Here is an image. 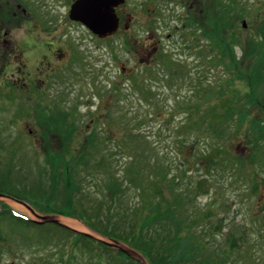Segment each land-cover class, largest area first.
<instances>
[{
    "label": "rangeland",
    "instance_id": "rangeland-1",
    "mask_svg": "<svg viewBox=\"0 0 264 264\" xmlns=\"http://www.w3.org/2000/svg\"><path fill=\"white\" fill-rule=\"evenodd\" d=\"M67 1L29 0L25 6L45 25L69 14L73 0ZM126 2V11L136 17L133 35L144 36L145 24L164 26L159 54L147 67L128 37L101 41L86 28L66 26L73 60L68 63L72 75L65 122L74 125L73 141L79 142L66 147L60 140L63 132H57L67 129L61 123L65 117H55L61 125L40 111L39 118H34L32 102L24 96L23 104L16 103L13 90L8 100L0 102V188H4L0 194L20 201L3 197L1 203L7 210L39 220L35 214H50L46 212L48 200L52 208H61L71 199L68 192L79 187L71 194L74 201L110 217L118 207L114 204L112 212L110 200L119 192L111 194L108 188L116 179L125 181L131 167L145 196L159 187L164 198L176 205L179 216H190L189 226L184 227L204 245L205 254L222 246L223 258L231 264H264V135L254 143L264 128V34L259 32L264 24V0H213V27L214 21L238 23L234 38H227L234 42L230 49L219 41L206 40L200 25L188 33L174 34L182 13L174 3ZM227 8L230 19H221ZM218 32L213 29V34ZM220 32L222 37L231 36ZM249 48L261 54L250 51L254 55H247ZM230 51L236 57V68L231 65ZM254 94L258 101L252 104ZM229 109L234 110V119L229 122L228 117L226 122ZM217 112L224 115V121L217 118ZM91 134L98 145L87 141ZM52 144L58 146L53 153H64L67 159L70 153L78 159L85 155L83 164L74 157L72 188L65 187L64 167L59 168L58 179L49 176L52 167L47 157ZM171 180L176 181L175 187ZM173 192L183 193L185 201L173 197ZM122 198L125 209L133 207V192ZM58 218L62 222L69 219ZM233 232L239 237L238 247L229 248ZM71 239L75 240L50 225L28 227L5 213L0 216L1 263L126 264L117 261L116 252L97 251L92 241L94 250L84 243L70 247ZM118 246L131 253L130 264H151L130 245ZM207 256L208 264H214L216 256Z\"/></svg>",
    "mask_w": 264,
    "mask_h": 264
},
{
    "label": "flooded vegetation",
    "instance_id": "flooded-vegetation-1",
    "mask_svg": "<svg viewBox=\"0 0 264 264\" xmlns=\"http://www.w3.org/2000/svg\"><path fill=\"white\" fill-rule=\"evenodd\" d=\"M26 1L29 0H0V102L8 100V95L14 90L16 103L23 104L20 101L24 96L32 102L34 118L40 110L42 114L65 117L72 75L68 63L73 60L66 26H84L72 21L68 13L66 17L53 18L44 25L35 12L34 16L29 12ZM162 1L174 3L176 9H181L182 13L177 17L180 18V25L177 22L174 26V34L188 33L200 25L199 30L205 34L206 40L212 39L213 0ZM126 3L116 8L119 28L115 35L103 40L96 38L109 41L117 36L128 37L135 54L141 56L143 65L150 67L151 60L159 54L162 39L159 35H163L160 29L164 26L159 29L151 23L145 24L144 36L133 35L136 17L126 11ZM171 37L169 33L168 39ZM207 53H211L210 49Z\"/></svg>",
    "mask_w": 264,
    "mask_h": 264
},
{
    "label": "trees",
    "instance_id": "trees-1",
    "mask_svg": "<svg viewBox=\"0 0 264 264\" xmlns=\"http://www.w3.org/2000/svg\"><path fill=\"white\" fill-rule=\"evenodd\" d=\"M227 12L222 14L221 19H230V14L228 8L226 9ZM241 17H237V20H240ZM238 20V21H239ZM237 22V21H236ZM238 25V23H237ZM237 25H230L227 21H221V23L214 21L213 29L218 30L219 34H212L213 41H219L220 44H223L224 46H227L229 49L233 46V43L231 40H228L227 38H234L235 30L237 31L238 26ZM234 28H230V27ZM260 31L264 34V24L259 26ZM220 31H223L224 33H228L230 37L223 36V33ZM238 32V31H237ZM221 36V38L219 37ZM227 51V49H225ZM247 55H254L259 50H251V48L246 49ZM249 50V51H248ZM252 51V53H249ZM258 54H261L260 52ZM229 56L231 57V65L232 67L236 68L237 65L233 64L236 63V57L234 54L231 53ZM262 56V55H261ZM239 75V74H238ZM257 98L254 94V97L251 98V103L255 104L257 102ZM259 105V104H258ZM261 109V108H260ZM259 109V110H260ZM264 110V108H262ZM234 110L229 109L228 114H226V122L227 118L229 117V122H231L234 119ZM216 115L217 118H220V120L224 121L223 116L220 115L218 112ZM68 119V118H66ZM56 120L57 124L61 123L64 125L66 130H60L57 129V132H63V137H60V140L62 143H65L66 147H70L73 143L79 142V141H73L74 139V125L71 123L67 125V123L64 121L61 123L58 122V119H52ZM60 121V120H59ZM55 122V121H54ZM46 123V122H45ZM56 124V125H57ZM256 124L251 125L252 129L256 127ZM55 126V125H53ZM64 128V129H65ZM257 131V130H256ZM255 131V132H256ZM251 132V131H250ZM258 133V132H257ZM67 135V136H66ZM264 135V128L263 130L258 134L255 135L257 137L255 139V143ZM66 136V137H64ZM95 135H90L86 139L90 143V145H98L99 141H97ZM64 146V145H63ZM253 146H256V144H253ZM72 148V147H71ZM70 149V148H69ZM54 151H48V157L47 162L51 165V176L52 178L58 179L57 176H61V173L59 171L60 167H64V181H65V187L67 189L72 188L74 185V177L72 175L73 168L75 164H73L75 155L70 153L71 159H67V157L64 155V153H53ZM58 152V151H56ZM70 152V151H69ZM87 152L85 151L84 154ZM78 159L77 157H75ZM81 164H83L85 160V155L80 157L78 159ZM131 168V167H130ZM130 168L126 171L125 179L127 182L123 181L122 179H116V182L114 185L110 186L113 188H108V191H110L111 194H117L119 192V195L112 197L110 200L111 203V211L113 212V205L118 206L116 208V213H110L112 216H103L99 211L92 212L91 209H88V207L84 206L83 203H79L78 201H74L71 197L72 193H76L79 191V187L75 191L68 192V197L71 199H68L67 203L63 205L61 208H52L51 204H53L52 200H48L47 203V209L46 212L49 211V213H56L61 214L65 216H70L76 219H79L82 221L88 228H90L93 232L96 234L107 238L109 240H115L124 242L134 249L141 252L143 255L147 257L149 262L151 264H208L209 263V256L208 254L215 255V263L214 264H231L227 259L223 258V252L222 246H219V249L214 250V253L212 254L211 251H207L205 254V247L202 245V243L195 241V235L194 233H190L186 228L189 226L188 223L190 222V216L189 215H183L179 216L176 210V205L170 201H167L162 192L161 188L155 187V192L152 193L151 196H145V189L142 187V183L138 182L136 177V171L132 170L130 171ZM47 174V173H46ZM115 179V178H114ZM171 186L173 185L175 187V180H171ZM140 185V186H139ZM44 193L46 189L41 185ZM4 189V188H0ZM38 191V190H37ZM42 191V190H39ZM6 192V191H5ZM20 192V191H19ZM34 191L32 190L31 193ZM127 192H133L135 195L133 207L129 205V208L125 209L124 206L126 203L124 202L122 198V194L125 196ZM121 194V195H120ZM175 193L173 192V197ZM183 193L176 194L175 196L180 199V197L185 201V198L182 197ZM160 197L159 201L158 198ZM18 198V197H17ZM20 199V198H19ZM152 199V201L150 200ZM45 201V200H44ZM133 201V200H132ZM36 205H39V202H35ZM115 218L112 220V217ZM188 218V221H187ZM187 224L188 226L184 227V225ZM204 235V232H201ZM201 234V235H202ZM200 236V234H199ZM203 237V236H200ZM232 241L229 248H235L238 247V236L234 232L232 234ZM225 245V244H224Z\"/></svg>",
    "mask_w": 264,
    "mask_h": 264
},
{
    "label": "water",
    "instance_id": "water-1",
    "mask_svg": "<svg viewBox=\"0 0 264 264\" xmlns=\"http://www.w3.org/2000/svg\"><path fill=\"white\" fill-rule=\"evenodd\" d=\"M123 3L125 0H77L71 6L70 18L81 22L100 38H107L117 32L119 19L116 7ZM37 217L42 223L60 224L53 216Z\"/></svg>",
    "mask_w": 264,
    "mask_h": 264
},
{
    "label": "bare ground",
    "instance_id": "bare-ground-1",
    "mask_svg": "<svg viewBox=\"0 0 264 264\" xmlns=\"http://www.w3.org/2000/svg\"><path fill=\"white\" fill-rule=\"evenodd\" d=\"M63 223L66 224L67 226L71 227L72 229L76 230V231L88 232L84 226H82L81 224H79L75 221L64 220Z\"/></svg>",
    "mask_w": 264,
    "mask_h": 264
}]
</instances>
